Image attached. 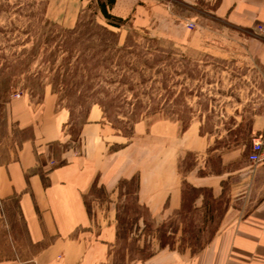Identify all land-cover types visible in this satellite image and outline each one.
<instances>
[{"label":"rangeland","instance_id":"374dc122","mask_svg":"<svg viewBox=\"0 0 264 264\" xmlns=\"http://www.w3.org/2000/svg\"><path fill=\"white\" fill-rule=\"evenodd\" d=\"M101 1L0 0V163L33 140L38 123L55 113L60 121L68 116L62 130L70 138L48 144L57 158L94 122L108 129L106 142L114 148L152 147L159 124L200 132L211 144L213 170L221 154H244L252 120L264 114V66L248 43L213 37L176 44L156 26L129 19L116 28L103 16ZM205 160L194 152L181 156L179 172L186 180L179 214L153 216L138 200L136 180L118 185L112 206L119 230L115 262L147 259L162 243L180 252L201 251L226 210L224 200L215 203L209 192L189 185ZM201 195L208 198L203 212L193 208ZM87 201L96 211L99 204L111 207L98 186Z\"/></svg>","mask_w":264,"mask_h":264},{"label":"crops","instance_id":"0c3cea01","mask_svg":"<svg viewBox=\"0 0 264 264\" xmlns=\"http://www.w3.org/2000/svg\"><path fill=\"white\" fill-rule=\"evenodd\" d=\"M200 1L173 0L167 6L166 0H116L110 13L143 27L156 26L176 44L213 37L247 42L264 66V34L255 32L257 24H264V0ZM186 21L196 28L189 30ZM60 115L40 121L34 139L0 163V264H118L113 258L119 240L117 210L112 209L118 185L135 178L138 200L151 215L179 214L186 180L180 160L187 152L208 158L189 185L209 192L215 203L225 201L219 228L198 253L160 246L149 258L126 264H264V164L251 169L246 160L250 145L241 156L236 151L221 154L213 170L211 144L200 132L159 124L151 135L152 147L114 148L106 142L108 129L94 122L57 158L48 144L70 139L62 130L68 116L60 121ZM252 121L251 135L264 128V114ZM96 186L107 192L111 207H89L87 198ZM207 200L201 195L193 208L203 212Z\"/></svg>","mask_w":264,"mask_h":264},{"label":"built area","instance_id":"2783aa9c","mask_svg":"<svg viewBox=\"0 0 264 264\" xmlns=\"http://www.w3.org/2000/svg\"><path fill=\"white\" fill-rule=\"evenodd\" d=\"M186 26L193 29L196 24L193 21H186ZM256 31L264 34V24H257ZM248 162L252 170L264 164V128L255 132L252 136Z\"/></svg>","mask_w":264,"mask_h":264},{"label":"trees","instance_id":"16d2710c","mask_svg":"<svg viewBox=\"0 0 264 264\" xmlns=\"http://www.w3.org/2000/svg\"><path fill=\"white\" fill-rule=\"evenodd\" d=\"M115 2H116V0H106V1L102 0L101 2H99V5H100V9H101L103 16L106 18L108 23L110 25L116 27V28H119V27H121L120 24H122L125 19L118 18V17H116L110 13V10L114 6ZM134 181H135V178L133 180H131L130 182H134ZM122 183H127V182L123 181V182H121V184ZM160 246H161V248L166 247V245L163 243Z\"/></svg>","mask_w":264,"mask_h":264}]
</instances>
